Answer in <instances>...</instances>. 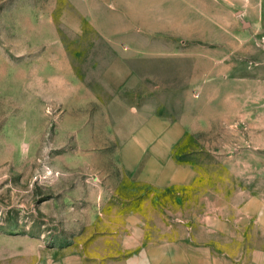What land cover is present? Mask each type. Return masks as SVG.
Masks as SVG:
<instances>
[{
    "label": "rangeland",
    "instance_id": "1",
    "mask_svg": "<svg viewBox=\"0 0 264 264\" xmlns=\"http://www.w3.org/2000/svg\"><path fill=\"white\" fill-rule=\"evenodd\" d=\"M102 7L0 0V264H18L31 249L125 264L130 235L149 244L170 239L176 218L204 214L203 193L264 195V0L229 15L228 34L211 43L228 46L216 55L226 56L227 77H236L221 85L234 115L186 134L173 150L210 176L198 190H159L121 174L116 149L139 119L135 108L175 117L186 86L135 79L110 94L93 62L109 44L97 33L108 22Z\"/></svg>",
    "mask_w": 264,
    "mask_h": 264
},
{
    "label": "crops",
    "instance_id": "2",
    "mask_svg": "<svg viewBox=\"0 0 264 264\" xmlns=\"http://www.w3.org/2000/svg\"><path fill=\"white\" fill-rule=\"evenodd\" d=\"M107 17V27L97 28L109 42L94 59L98 81L116 94L120 86L147 83L186 86L185 103L175 117L144 105L135 108V122L116 149V163L131 183L155 189L198 190L209 175L189 162L178 161L174 148L191 132L207 131L234 115L221 96V85L237 84L227 77L228 46L212 42L228 34L229 15H244L246 6L261 0H86ZM235 21V20H234ZM244 20L239 19L238 22ZM113 22V24L111 23ZM235 23L229 24L233 30ZM176 79L164 81L161 79ZM135 82V83H136ZM188 87V88H187ZM196 94V96L192 94ZM210 187V186H209ZM206 192V190H205ZM204 195V196H203ZM202 216L176 218V229L167 240L149 244L141 235H130L122 245L125 264H264V195L241 198L220 189L203 193ZM179 227L183 229L179 234ZM38 250V251H37ZM131 251L134 256H131ZM18 264H85L81 251L39 252L31 249Z\"/></svg>",
    "mask_w": 264,
    "mask_h": 264
},
{
    "label": "water",
    "instance_id": "3",
    "mask_svg": "<svg viewBox=\"0 0 264 264\" xmlns=\"http://www.w3.org/2000/svg\"><path fill=\"white\" fill-rule=\"evenodd\" d=\"M247 25H248V23H246V22L243 23V26H244V27L247 26Z\"/></svg>",
    "mask_w": 264,
    "mask_h": 264
},
{
    "label": "built area",
    "instance_id": "4",
    "mask_svg": "<svg viewBox=\"0 0 264 264\" xmlns=\"http://www.w3.org/2000/svg\"><path fill=\"white\" fill-rule=\"evenodd\" d=\"M196 96V95H195Z\"/></svg>",
    "mask_w": 264,
    "mask_h": 264
}]
</instances>
